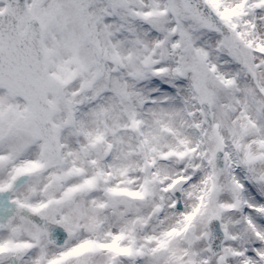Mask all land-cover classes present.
I'll list each match as a JSON object with an SVG mask.
<instances>
[{"label": "snow or ice", "instance_id": "snow-or-ice-1", "mask_svg": "<svg viewBox=\"0 0 264 264\" xmlns=\"http://www.w3.org/2000/svg\"><path fill=\"white\" fill-rule=\"evenodd\" d=\"M0 264H264V0H0Z\"/></svg>", "mask_w": 264, "mask_h": 264}]
</instances>
